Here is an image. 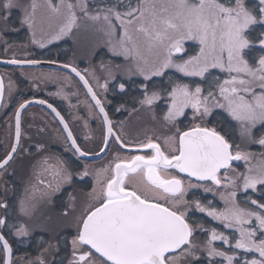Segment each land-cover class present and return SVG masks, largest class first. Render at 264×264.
Instances as JSON below:
<instances>
[{
	"label": "snow or ice",
	"instance_id": "obj_1",
	"mask_svg": "<svg viewBox=\"0 0 264 264\" xmlns=\"http://www.w3.org/2000/svg\"><path fill=\"white\" fill-rule=\"evenodd\" d=\"M46 6L52 17L62 20L54 39L79 27V10L107 37L109 51L131 62L130 73L134 70L151 80L174 69L199 82L169 78L171 85L163 96L157 91L149 94L144 85L142 106L151 109L157 100L167 98L161 120L168 134L162 140L146 137L129 144L114 134L105 106L86 78L87 70L82 74L72 64L63 65L83 82L103 116L106 134L100 151L108 148L114 136L121 148L142 154H117L107 167L92 172L85 166L76 173L62 160L52 164L51 157H42L32 165V194L20 200L19 212L31 218L38 202L71 186L74 175L81 179L93 176L91 202L74 221L72 258L67 264H201L198 253L206 257L207 264H264V152L257 157L245 150L249 145L264 148V132L255 131L258 126L264 129V0L252 6L248 0H115L94 12L89 11L87 0H46ZM38 7L36 0L26 6L19 0H0V25L8 23L13 9L22 8L20 23L32 30ZM9 63L38 61L13 59ZM97 84L105 92L109 89L107 81L100 84L97 80ZM118 87L125 90L124 83ZM4 94L0 76V100ZM38 102L47 104L59 118L74 154L88 156L61 113L46 100ZM29 103L25 100L15 111V143L0 159V170H6L18 151L21 114ZM189 113V124L180 127L181 118L189 119ZM234 128L244 147L232 135ZM37 149L43 150L44 145ZM239 161L246 165L242 172L234 166ZM199 188L218 194L223 207L187 198L190 190ZM255 193H259L257 198L251 195ZM69 199L70 211H64V217L76 209V197ZM8 207L0 202L5 213ZM193 209L219 221L231 234L214 227L205 229L191 219ZM0 226L8 227L5 218H0ZM12 227L16 236L29 234L26 224ZM198 231L207 234L206 241L197 240ZM218 241L227 249L217 247ZM0 245L5 253L0 264H17L3 234ZM38 264L47 262L39 258Z\"/></svg>",
	"mask_w": 264,
	"mask_h": 264
},
{
	"label": "flooded vegetation",
	"instance_id": "obj_2",
	"mask_svg": "<svg viewBox=\"0 0 264 264\" xmlns=\"http://www.w3.org/2000/svg\"><path fill=\"white\" fill-rule=\"evenodd\" d=\"M44 1L46 0H36L39 5L37 12L39 13V9L44 8L42 12L44 11L45 16L49 18L48 22L51 21L50 24L45 23V26L56 27L58 21L61 20L52 17L46 6L42 7ZM53 2L60 3V0H53ZM70 2L76 3L77 0H70ZM87 2L89 11L94 12L97 8H102L106 4L115 3V0H87ZM248 2L252 6L256 0H248ZM19 3L26 6L31 3V0H19ZM133 3H135V0H133ZM22 13V8L13 9L8 23L4 24L5 26L0 25V32L2 33L0 60L6 63L13 59L21 61L35 60L38 63H10L12 65L0 66V75L3 77L5 84V94L0 109V159L11 150L14 141V114L17 107L25 100L37 101V103L30 105L23 111L21 116V140L18 151L14 159L6 166V170H0V202L7 203L9 206L7 213L3 208H0V218H5L8 224V227L0 226V234L5 236L12 247V259L17 264H28L29 261L38 264L39 258L45 259L47 264H54V262L59 264L62 259L64 264H67L68 260L72 258L70 240L71 235L75 232L74 221L91 202L89 193L95 183L94 178L88 176L81 179L79 176L74 175L71 186L65 185L60 193L53 195L48 200L39 201L35 214L28 218L19 212V202L25 196L32 194L30 185L35 183L32 165L46 156L51 157L50 163L52 164H55L57 159L66 162L67 167L74 173L83 171L85 166L88 167L89 171L94 172L101 167H106V163L113 161L117 154L123 157L142 153H137L129 148H121L113 136L110 140L107 155L100 160L90 161L74 154L70 141L66 139L67 134L57 117L47 109L45 106L47 104H40L38 101L46 100L47 103L52 104L61 113L77 139V143L82 149L87 150L89 155L97 154L103 146V136L105 135L103 118L95 107L87 89L73 74L57 67L53 69L38 64H48L49 66L51 64L57 66L72 64L82 74H85V70H87L86 78L102 100L105 111L112 121L114 134L120 135L129 144L138 143L146 137H160L162 140L168 134L166 128L158 125L160 122L163 123L161 116L166 110V103L163 102L157 109H153V113L150 111V114L147 113V117H145L142 112L145 109H141L140 101L143 99L144 85H147L148 92L151 89L160 91L161 88H166L167 85V88L170 87L171 81L169 78L176 80L181 79L182 76L175 73L174 69L167 70L166 74L158 76V79L152 77L153 80H145L139 74H134V70L130 73L131 62L122 56L113 55L103 44L101 38H90L86 30L79 34V27L90 24L88 23L89 20L82 17L79 10H77V15L80 17L78 28H74L70 34L64 35L61 40L55 39L53 42H46L45 39L41 43L43 44V47H41V44L37 42L38 37H41L49 28L38 29L41 23L36 20L37 30L34 29L35 35H33L30 29H26V25L19 22ZM50 17L52 18L50 19ZM76 32L77 34H75ZM101 64L107 67L102 68ZM171 72L175 75H170ZM182 78L186 79V77ZM193 79L199 82L198 78H190V80ZM97 80L100 84L107 81L109 89L105 92L98 86ZM154 81L162 82L163 87L154 89L152 85ZM119 83L125 84L123 92L118 90ZM60 89H63L65 94L61 93L59 95L57 91ZM129 89L138 92L131 95L127 93ZM6 96H8L7 100ZM131 99H133L132 102ZM9 103V108H6ZM132 103L135 104L132 106ZM154 104L152 108H154ZM13 108L14 111L11 114ZM154 114L155 119L153 118ZM189 115V119L181 118L180 127L183 128L189 124L191 114L189 113ZM139 119H143V122H140ZM255 131L260 133L264 129L258 126ZM232 135L236 138V142L244 147V143L239 139L238 128L233 129ZM41 144L44 145V149L38 150L37 145ZM257 147L260 148L261 146L249 145L245 150L259 157L264 151L256 152ZM25 149L28 151H24ZM241 162L243 161L235 162L234 166L242 172L245 170L246 165ZM253 162L257 163V161ZM35 195L39 198V191ZM70 195L76 197V209L68 217H64L63 212L70 211L68 208ZM251 195L253 198H257L259 193ZM193 197L199 198L203 203L210 201L213 206L223 207V202L218 194L205 193L202 188L190 190L187 198L192 199ZM190 216L192 220L203 224L205 229L214 227L219 231H223L225 235L231 234V230L224 228L219 221L213 220L204 213L193 209ZM41 218L45 219H43L44 221L40 226L36 227L37 219ZM21 224L27 225L29 229L27 236L15 235L16 228L12 226L19 227ZM196 237L200 242L206 241L207 234L204 231H198ZM58 238L59 243L57 242ZM42 244L45 246L41 247ZM49 245L54 247H49ZM217 247L227 249V246L221 245L219 241ZM4 255L0 245V258H3ZM198 255H200L201 264H207L206 257L200 253ZM219 259L217 258V260Z\"/></svg>",
	"mask_w": 264,
	"mask_h": 264
},
{
	"label": "rangeland",
	"instance_id": "obj_3",
	"mask_svg": "<svg viewBox=\"0 0 264 264\" xmlns=\"http://www.w3.org/2000/svg\"><path fill=\"white\" fill-rule=\"evenodd\" d=\"M39 2V1H38ZM29 5V4H28ZM42 7H45L46 6V1H44V2H42ZM47 7V6H46ZM38 9V8H37ZM44 8H42V10H43ZM42 10L41 9H39V13L37 12L36 13V20H37V22H40L41 23V25H40V27L38 28V29H41V30H44L45 28H49L48 30H46L45 32H44V34L40 37H38V44H41L42 42H44L45 41V39H46V42H53V40H55L54 39V37H55V35H56V33L58 32V30H59V26H60V24L62 23V20L61 21H58V25L55 27V26H49V27H47V26H45V23H47V24H50L51 23V21L50 22H48V17L47 16H45V14H44V11L42 12ZM47 11H50L48 8H47ZM41 12H42V14H41ZM22 15H23V13H22ZM21 18H22V16L19 18V20H21ZM20 22V21H19ZM88 23H90V24H88ZM88 25H86V26H82V27H79L78 28V30L80 29V32L79 31H77V32H79V34H82L85 30H86V32H88L87 34L90 36V38H101V40H102V42H103V44L108 48V46H107V44H106V40H107V37H105L104 35H103V33H101V32H99V31H97L96 30V26L90 21H88ZM3 26H5V25H3ZM85 27V28H84ZM5 28V27H4ZM82 28H84L82 31H81V29ZM26 29H28L27 27H26ZM34 29H36L37 30V26H35V28ZM34 29H32V30H30L31 31V33L32 32H34ZM77 32L75 33V34H77ZM2 33L0 32V42H2V35H1ZM33 36V35H32ZM61 38H64V36L63 37H60L58 40H61ZM45 42V43H46ZM175 71V70H174ZM175 73H177V72H175ZM180 74V73H179ZM170 75H172V76H174L175 74L173 73V72H171V74ZM135 76H138V75H135ZM141 76V75H140ZM143 77V76H142ZM155 78L154 79H158L157 77L158 76H154ZM176 78H178V76H176ZM112 79V78H111ZM181 79L182 80H184V82L185 81H187V82H189L190 81V83L192 82V80H190V78H187L186 77V79H184V78H182L181 77ZM120 80V79H119ZM151 80H153V79H151ZM117 82H120V81H117ZM139 87H141V86H139ZM155 87H156V85H155ZM167 87H168V85L166 86V88L164 87V88H161L160 89V91L159 90H154V91H157V92H160L161 94H162V96H163V94H164V91H165V89H167ZM155 89V88H154ZM119 90V89H118ZM113 91V90H112ZM57 92H59L58 94L59 95H61V93L62 94H65V91L63 90V89H60V90H58ZM151 92H153V89H151V90H149V94H151ZM8 99V96H6V100ZM6 100H5V103H6ZM163 102H165V103H167V98H166V96H164L162 99H159V100H157L156 102H155V104H154V108H152L151 107V109H149V108H147L146 106H141V109H145V111L143 110H141L142 112H143V114L145 115V117H147L146 115H147V113L148 114H150V111L153 113L154 111H153V109H157ZM136 103V102H135ZM135 103H132L131 105L133 106ZM130 105V104H129ZM166 108V107H165ZM147 109V110H146ZM166 110H167V108H166ZM165 110V111H166ZM139 111H140V109H139ZM164 111V112H165ZM190 116V115H189ZM140 120V122H143V119H139ZM145 120H146V118H145ZM161 123V122H160ZM158 123V125L159 126H161L162 128H166L164 125H163V123ZM135 126V125H134ZM167 129V128H166ZM168 130V129H167ZM264 132V131H263ZM261 150L262 151H264V148H262V147H260V148H258L257 147V149H256V152L257 151H260L261 152ZM254 151H255V149H254ZM259 156V155H258ZM111 160V159H110ZM109 161V160H108ZM110 162H112V161H109V162H107L106 163V165H108ZM242 164H244L245 165V162H241ZM256 162H253V164H255ZM241 199H242V197H241ZM205 214V213H204ZM211 218V217H210ZM43 219H45V218H41V219H37V221H38V223H37V226L36 227H38V226H40L41 225V223L44 221ZM48 220V219H47Z\"/></svg>",
	"mask_w": 264,
	"mask_h": 264
},
{
	"label": "water",
	"instance_id": "obj_4",
	"mask_svg": "<svg viewBox=\"0 0 264 264\" xmlns=\"http://www.w3.org/2000/svg\"><path fill=\"white\" fill-rule=\"evenodd\" d=\"M2 65H12V64H10V63H6V62H3V61H1L0 60V66H2ZM39 66H45V67H51V68H59V69H62V70H65V71H67V72H69V73H71V74H73L77 79H79V77H77L76 75H75V73H72L71 71H70V69H66V68H64L63 67V65H59V66H57V65H53V64H51L50 66L48 65V64H38ZM1 76V75H0ZM79 81L83 84V82L79 79ZM84 85V84H83ZM94 102V104H95V101H93ZM2 103H3V99L2 100H0V109H1V107H2ZM35 103H37V101H30V103L28 104V106L27 107H29L30 105H33V104H35ZM46 107H47V105H45ZM26 107V108H27ZM47 109L55 116V114L51 111V109H49L48 107H47ZM98 109V108H97ZM99 110V109H98ZM23 113V112H22ZM21 116H22V114H21ZM101 116H102V114H101ZM56 117V116H55ZM102 118H103V116H102ZM57 119H58V121H59V118L57 117ZM59 123H60V121H59ZM61 124V126L63 127V124L62 123H60ZM64 128V127H63ZM14 130H15V114H14ZM66 132V131H65ZM66 134H67V132H66ZM105 134H106V126H105ZM110 140H111V138L109 139V145H110ZM13 143H15V135H14V141H13ZM19 146V145H18ZM108 149H109V146H108V148L107 149H105L104 151H99L97 154H94V155H88V156H85V157H80V158H82V159H87V160H90V161H96V160H100V159H102V158H104L106 155H107V152H108ZM15 154L16 153H14L13 154V156H15ZM78 156V155H77ZM79 157V156H78ZM11 162V161H10ZM9 162V163H10ZM108 165H106V167H107ZM2 246V245H1ZM5 254V253H4Z\"/></svg>",
	"mask_w": 264,
	"mask_h": 264
},
{
	"label": "trees",
	"instance_id": "obj_5",
	"mask_svg": "<svg viewBox=\"0 0 264 264\" xmlns=\"http://www.w3.org/2000/svg\"><path fill=\"white\" fill-rule=\"evenodd\" d=\"M152 85H153V88L163 87V83L160 82V81H154ZM155 85H156V87H155ZM136 92H138V91H137V90H132V89L127 90V93H129V94H131V95H135V94H133V93H136ZM130 101L132 102L133 99H131ZM9 106H10V103H9V105H8L6 108H9ZM13 111H14V108L11 110V114L13 113ZM203 241H204V240H203ZM203 241H202V242H203ZM44 246H45L44 244L41 245V247H44Z\"/></svg>",
	"mask_w": 264,
	"mask_h": 264
}]
</instances>
